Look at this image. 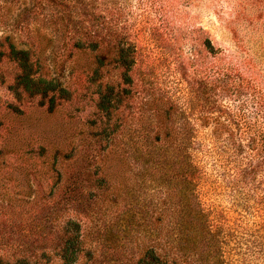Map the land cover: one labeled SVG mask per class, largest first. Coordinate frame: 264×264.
I'll list each match as a JSON object with an SVG mask.
<instances>
[{
  "label": "trees",
  "instance_id": "1",
  "mask_svg": "<svg viewBox=\"0 0 264 264\" xmlns=\"http://www.w3.org/2000/svg\"><path fill=\"white\" fill-rule=\"evenodd\" d=\"M44 2L51 8L46 21L59 25L63 39L72 33L59 46L75 50L66 54L75 55L72 69L97 84L95 153L90 143L79 158L55 150L41 171L54 174L52 184L38 189L31 206L29 185L19 199L0 190V264H232V249L239 264H264V61L236 40L234 49L215 47L193 27L210 56L202 79L176 77L173 62L172 79L155 91L146 73L143 87L152 97L137 126H121L112 113L130 89L104 77L113 64L130 82L135 51L103 19L126 5ZM232 21L230 11V29ZM8 49L23 91L40 103L47 98L50 108L56 94L70 95L57 77L37 75L28 50L12 42ZM156 50L158 59L171 58ZM69 212L84 213L91 226L84 231Z\"/></svg>",
  "mask_w": 264,
  "mask_h": 264
},
{
  "label": "rangeland",
  "instance_id": "2",
  "mask_svg": "<svg viewBox=\"0 0 264 264\" xmlns=\"http://www.w3.org/2000/svg\"><path fill=\"white\" fill-rule=\"evenodd\" d=\"M121 1L126 5L121 13L109 9L103 19L135 51L130 82L125 84L120 68L113 69V64L104 77L113 85L122 83L130 89L112 113L121 126H137L142 107L152 97L143 87L146 73L155 91L163 80L172 79L173 62L178 65L176 77L192 84L202 79L203 61L210 59L199 36L204 31L215 47L234 49L235 42L239 41L256 60L264 61V0H194L195 4L188 0ZM50 9L44 0H0V52L3 53L0 54V190L19 199L23 196L18 191L29 185L31 194L25 197L28 206L38 200V189L47 190L52 184L54 174L43 175L41 171L46 170L55 150H73L72 159L79 158L90 143L89 152L95 153L93 134L101 116L96 107L97 84L72 69L75 55L66 54L75 50L70 45L67 50L59 47L62 42H69L72 33L64 31V40L60 36L63 31L58 32L59 25L46 21ZM230 11L232 29L225 22ZM56 13L54 8L55 18L59 14ZM193 27H201L203 33L191 34L189 30ZM10 42L16 48L29 51L38 76L57 77L70 95L61 98L56 94L54 106L50 108L47 98L40 103L39 95L30 96L23 91L16 78V63L8 57ZM156 49L170 53L171 58L158 59L160 52ZM60 67L61 73L57 75ZM72 159L66 161L69 163ZM67 216L79 221L84 231L91 226L84 213L69 212ZM234 246L232 239L230 247ZM231 252V263L239 264L236 250ZM56 261V258L51 260L52 264Z\"/></svg>",
  "mask_w": 264,
  "mask_h": 264
}]
</instances>
